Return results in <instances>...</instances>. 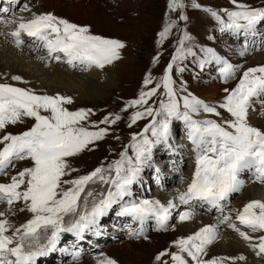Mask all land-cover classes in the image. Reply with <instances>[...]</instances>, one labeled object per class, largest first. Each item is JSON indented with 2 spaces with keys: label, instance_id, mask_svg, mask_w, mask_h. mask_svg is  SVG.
Segmentation results:
<instances>
[{
  "label": "snow or ice",
  "instance_id": "1",
  "mask_svg": "<svg viewBox=\"0 0 264 264\" xmlns=\"http://www.w3.org/2000/svg\"><path fill=\"white\" fill-rule=\"evenodd\" d=\"M234 10L221 12L203 9L219 25L221 32L247 38L254 35L257 26L264 23V8H252L237 0H230ZM9 5L19 0H7ZM184 0H169V12H178V19H168L158 34L159 42L167 40L172 30L179 29V22L187 23ZM192 7L201 6L193 0ZM20 11L31 12L27 4ZM0 13L14 12L10 7L0 8ZM0 23L16 25L7 33L17 48L24 46L26 35L47 51V57L63 61L82 70L104 69L122 59L121 50L126 44L118 39L93 34L88 26L71 23L52 13L35 14L30 18L18 17ZM177 41L174 54L163 75L154 79L151 73L143 80L138 97L127 102L123 111L135 109L128 118V127L138 121L148 120L139 133L131 136L130 143L119 153V159L96 167L87 174L73 177L78 170L69 158L78 156L90 146L109 135L112 125L119 122V114L104 116L92 121V109L69 110L71 97L37 94L32 89L0 83V177L8 176L16 162L28 160L25 167L10 176V181L0 183V204L12 206L23 202L31 218L16 226L0 211V264H37L39 257L57 251L62 233H71L77 241L85 233L99 235L100 221L114 206L117 215L130 217L139 228L129 225L130 238L147 239L145 225L155 222L156 231H168L170 222L190 220L195 215L193 201L209 208L224 210L225 201L241 191L244 180L241 174L249 172L256 181L264 183V129L249 122V111L255 110L254 102L264 106V65L243 71L239 82L232 89L226 88L223 100L210 105L186 92L181 80L177 87L173 71L182 74L183 62L191 57L204 69L215 64L224 83L237 78L239 65L219 56L211 48H201L200 55L189 42L192 37L186 29ZM3 34V33H0ZM247 51V44L241 54ZM45 59V57H41ZM159 57L154 58L153 63ZM13 80L24 83L19 76ZM156 98L155 103L150 101ZM226 114V115H225ZM201 116L213 117L201 119ZM34 121L19 134L7 132L11 125ZM180 122L194 153V169L186 190L178 191L174 199L160 200L136 198L134 185L141 182L142 172L151 166L153 150L158 145L175 151L173 124ZM104 125V127H101ZM131 150V154L129 153ZM159 171V170H157ZM99 185L97 189L93 186ZM180 206H187L181 211ZM25 209H21L24 211ZM235 219L231 214L222 216L220 223L228 226L247 241L257 255H264V201L253 200L237 209ZM239 225V226H238ZM217 225H205L195 233L172 242L175 251L164 250L156 255L157 264H236L237 258L209 257L208 248L218 238ZM251 233H261L253 236ZM69 252L68 248L60 249ZM78 262L80 251L75 245L70 252ZM167 258V259H165ZM97 264H117L107 255L100 254Z\"/></svg>",
  "mask_w": 264,
  "mask_h": 264
},
{
  "label": "rangeland",
  "instance_id": "2",
  "mask_svg": "<svg viewBox=\"0 0 264 264\" xmlns=\"http://www.w3.org/2000/svg\"><path fill=\"white\" fill-rule=\"evenodd\" d=\"M98 1L99 2L96 0L98 4L95 5V7L96 9H99V11L103 13L101 15L106 16L107 19H95L91 14L92 8L86 7L81 16L83 23L81 26H88L93 34L106 38L118 39L126 44V47L121 50L122 59L112 64V70L115 73V77L117 79V81H115L116 85L114 84L115 86L111 87L110 89H106L104 94L99 97L78 100L74 98V95H71L69 92H63L57 88L56 91L53 90L54 92H51L45 81H43V83L36 81L29 85L26 81L24 83H20L13 80L12 77H9L8 75L0 74V83H8L14 86L32 89L37 94H59L62 96L71 97L73 103L67 106L69 110L74 111L80 108L92 109L95 112V115L91 117L92 121H99L104 116L110 114L121 115L122 119L110 127V134L107 135L103 140L98 141L95 145L90 146L93 150H85L78 156L69 158L71 166L78 170L72 174L73 177L87 174L102 164L107 166V164L111 163L112 161L119 159V153L124 151L125 147L130 143L132 134L139 133L148 123V120H141L138 121L136 125L128 127V118L132 112L135 111V109H128L127 112L123 111V109L125 108L128 101L138 97V94L143 87L144 77L147 74L151 73L152 77L156 80H158L163 75L164 70L170 63L172 55L174 54L177 41L182 35V31L180 30H187L189 35L192 37V40L189 43L195 46L194 50L198 55H200L201 48H211L219 56L223 57L224 59L230 58L232 61L234 60V55L237 54L236 50L242 47V44L230 40L226 32H221L217 22L208 12L203 10L212 9L221 12L223 15L222 10L224 9L234 10L230 0H195V3L201 6L200 9L192 7L193 0H184L185 4L187 5V7L184 9V14L187 15L188 21L187 23L180 21V30L174 28L168 39L164 40L163 42H159L158 34L163 30L169 18L173 20L178 19V12H169L168 10L169 0ZM237 2L244 3L252 8H264V0H237ZM66 20L69 21V19ZM232 48L235 49L234 52H232ZM253 51L264 52V49H253L247 52V54L249 55ZM156 57H159V59L156 63H153V60ZM237 57H239V55H237ZM257 65L258 64L250 67H255ZM182 66L186 69L182 74L176 73L175 68L173 71V78L176 80L177 87L181 86V80L186 86V92L181 94L186 95L191 93L192 95H196L198 93L199 96L203 95L202 93L205 89L204 81L213 76L211 74H213V68L215 67V64L207 65V68L205 70L201 69V71L197 63H195L194 60L189 57L183 62ZM239 66L240 71L237 73V78L231 80V83L228 82L221 85H219L220 83L216 84L220 87L217 90L214 102L209 103L210 105L220 103L226 95L224 90L226 88L230 89L236 86L238 83L237 80H239L243 71L248 69L244 63L239 64ZM12 67L14 69L16 68V66ZM212 80L207 82L208 87L214 84ZM202 87L203 89H201ZM155 102L156 98H153V100L150 101V103ZM33 122L34 121L25 118L23 123L11 125L6 129V131L13 134H19L20 132L27 130V128H29ZM101 127H104V125H101ZM0 135H3V133H0ZM180 142L181 141L179 140L177 141V143ZM129 153H131V150H129ZM159 162V160H156L157 166L169 169L167 164L161 165L162 163L159 164ZM30 166L31 162L28 160L16 162V167L9 172L8 176L0 177V183L9 182L11 175H15L19 170ZM93 187L97 189L100 188L99 185H95ZM139 191V187H134V194H137L135 195L136 198H139ZM7 207L8 206L6 204H0V211H5L9 221L16 226H20L32 216V214L26 210L23 202L14 204L12 206L11 212H7ZM21 209L25 210L21 211ZM112 212L113 209L109 211V213ZM173 227L174 226L172 224L171 229H169L164 236H169L171 234L170 232L173 230ZM123 232L125 231L123 230ZM151 234L152 233L149 232L146 233L147 239L138 240L132 238L133 240L131 241L136 243L135 246L139 250L142 252H147L146 247H148L150 244H153V242L150 241ZM70 236L71 234H68V237ZM164 236H161V238ZM153 237H158V235H154ZM119 238L122 237L120 236ZM158 238L159 239L155 238V240L157 242L161 241L160 236ZM121 240L125 241L124 239ZM142 242L145 246L141 245ZM172 242L168 243L169 247L167 250L172 251ZM104 246H106V244ZM110 246L113 245L106 246L104 250ZM164 250L165 248L159 250V253ZM100 253L101 250L96 252L95 255ZM152 253L154 255V251H152ZM159 253H155L154 257L145 259V261L142 259L141 263L157 264L155 257ZM125 256L127 257L126 264H132L134 262L140 261L139 259H133L128 253H125ZM241 261L246 262V264H251L252 259L248 260V258H246V261L238 260V264H242ZM77 263L67 257L61 260H55L54 254H52L51 257L46 260V264ZM82 264H97V260H83Z\"/></svg>",
  "mask_w": 264,
  "mask_h": 264
},
{
  "label": "bare ground",
  "instance_id": "3",
  "mask_svg": "<svg viewBox=\"0 0 264 264\" xmlns=\"http://www.w3.org/2000/svg\"><path fill=\"white\" fill-rule=\"evenodd\" d=\"M97 2H99L97 0ZM96 0H19V3H13L10 6L12 11L14 12L15 16H22V13H25L28 16H31L32 13L35 14H43V13H52L60 18H66L69 19V21L74 22L78 25H83L82 23V13L85 11L86 7H90L91 14L95 19H104L106 20V16H102L99 9H96L95 5L98 3ZM7 4V2H5ZM27 4L29 8L31 9V12L28 11H20V8L22 5ZM71 9V10H70ZM11 13H3V16L7 18L8 16L13 17ZM0 74L8 75L9 77L13 76H19L21 77L23 82H27L29 85L33 84V82L39 81V83H43L45 81L47 85L49 86V89L51 92L56 91V88L63 92H69L71 95H74V98L76 99H92L95 97H99L102 94H104L106 89H110L111 87L115 86L117 81L115 77V73L112 70L113 65L106 66L104 69H98V68H90L88 70H82L81 67H63L61 64L59 66L57 65H50L45 64L43 61L35 58L36 53H32L29 49H26L24 47L17 48L16 46L12 45L8 40L6 39L7 33H9V29L0 23ZM230 39H235L237 42H246L247 47L248 43L250 41L252 43H259L260 46L262 45V42L264 40V23H261L257 26L256 33L254 35H249L247 38H245L243 35L240 36H234L231 33H229ZM261 42V43H260ZM253 45V44H252ZM235 49L232 48V52H234ZM237 54L234 55V60L231 61L230 58H226L230 63L234 65H239L241 63H244L248 68L250 66L258 64L264 65V52L260 51H253L249 55L247 52L242 55L241 52L243 49L236 50ZM239 55V57H237ZM12 66H16L14 69ZM207 68V66L205 67ZM204 68V69H205ZM213 78V80H212ZM210 80L214 83L213 85H210L208 87V83ZM218 77L215 75L206 79L204 81L205 89L202 93L203 95L199 96L197 93L196 96L201 100H206L208 103H213L216 97V93L218 88L220 87L219 83H217ZM115 84V85H114ZM219 84V85H216ZM58 86V87H57ZM203 89V87L201 88ZM68 94V95H70ZM261 99H264V97H261ZM254 108L255 110L249 111V122L254 125L255 127L264 129V106H262L259 102H254ZM182 126L180 122H174L173 124V140L170 141L172 144V148L175 149L173 151L172 149L166 147V150H171L170 153L174 154L175 157L173 158V164L171 165L176 167L178 170V177H180L177 188H181L182 186L186 185V180L191 179V175L194 169V153L191 152L192 148L190 150H187V148L180 143H177L178 140H176L177 133L176 130ZM183 132L185 133V130L183 128ZM165 150L164 147L157 146L153 150V157L152 160L156 162V160H159V164L163 165L165 164L164 158H163V151ZM188 160L189 163H185V161ZM170 164V162H169ZM157 165V164H156ZM156 165H154L156 167ZM157 170H159L156 174L158 176L163 175L162 180V187H168L171 186L172 183H174L175 176L170 171V168H163L157 166ZM146 170V168L144 169ZM244 175V174H243ZM244 178L246 179V175H244ZM244 186L241 189V191L237 193H233L228 201L223 202L224 203V216L231 214L232 221L231 222H237L235 219V214L237 209H242L245 204L250 202L251 198L258 197L262 201H264V185L263 184H251L248 185L246 181H244ZM141 188L140 197L146 198L145 194L146 191L143 188L142 184H138ZM174 190L171 192L166 193V201L170 200V197L173 195ZM178 193V191L176 192ZM187 207V206H184ZM219 210V209H217ZM116 210L114 216L116 217L114 221H111L109 223V227L104 226L100 224L101 226V233L99 235H95L92 233L93 239H91L94 242L95 247L90 251L89 254L93 252H97L101 250V253L104 255H107L108 257L114 259L117 264H126L127 257L125 256V253H128L131 255L133 259H139L140 261L134 262L132 264H142L141 260L145 261V259H149L151 257H154L155 253H159V250L164 249L168 247V243L172 242L178 238L186 237L188 235H191L198 231L201 227H204L205 225H217L219 224L218 231V240L214 241L208 248V254L209 257H213L216 255H223L227 257H237V256H248L250 259H252V262H259V264H264V255H257L256 251L252 249V247L249 245L247 241L242 239L237 232L232 231V229L227 225L225 228L224 223H220L217 219L214 218L213 215H210L209 218L206 217L203 218L202 215L198 217L200 219L199 221L196 219L198 216V213L195 212V215L191 218V221H185V222H179V220L175 221L173 223V230L170 232L171 234L169 236L166 235L167 231H163V233H155L151 234L150 241L153 242V244L148 245L146 247L147 252H142L135 246V242L131 241L132 238L129 240V225L132 227V221L131 218L124 223V228L128 231V234H123L119 230L118 225V218L122 217L117 215ZM211 213V211L209 212ZM202 216V217H201ZM106 219V216L102 217L101 220ZM228 224V223H227ZM153 225L155 226V222L153 221ZM139 228V225L137 224L136 229ZM146 229V225H145ZM227 230V231H226ZM68 233H62L61 239L64 238ZM261 233H255L252 234L253 236H259ZM154 235L160 236L161 241H156L155 238L159 239L158 237H153ZM126 238L125 241H122L121 238ZM161 236H164L161 238ZM113 241L108 242L106 246H110L109 248H104V241ZM129 241V242H127ZM141 242V241H138ZM142 246H145L143 242L141 243ZM166 245V247H165ZM170 245V244H169ZM252 249H250L249 247ZM62 248H67L66 246ZM61 248V249H62ZM98 249V250H97ZM104 250V252H103ZM154 251V255L152 253ZM71 252V250L69 251ZM69 252H63L60 251V253L65 254ZM51 254V253H50ZM48 254V255H50ZM70 254V253H69ZM47 255V256H48ZM100 255V254H99ZM99 255L94 256H88L84 257L80 260L77 264H82L83 260H92L96 261L97 257ZM43 256V257H47ZM141 258V259H140ZM245 261V260H244Z\"/></svg>",
  "mask_w": 264,
  "mask_h": 264
}]
</instances>
